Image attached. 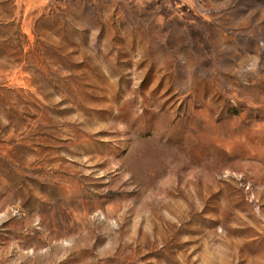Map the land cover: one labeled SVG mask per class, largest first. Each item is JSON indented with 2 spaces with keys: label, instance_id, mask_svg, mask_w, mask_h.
Wrapping results in <instances>:
<instances>
[{
  "label": "rangeland",
  "instance_id": "374dc122",
  "mask_svg": "<svg viewBox=\"0 0 264 264\" xmlns=\"http://www.w3.org/2000/svg\"><path fill=\"white\" fill-rule=\"evenodd\" d=\"M0 264H264V0H0Z\"/></svg>",
  "mask_w": 264,
  "mask_h": 264
}]
</instances>
